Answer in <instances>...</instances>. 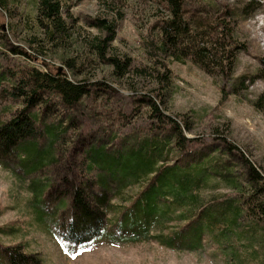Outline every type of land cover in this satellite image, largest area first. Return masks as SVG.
Masks as SVG:
<instances>
[{
  "label": "trees",
  "instance_id": "trees-1",
  "mask_svg": "<svg viewBox=\"0 0 264 264\" xmlns=\"http://www.w3.org/2000/svg\"><path fill=\"white\" fill-rule=\"evenodd\" d=\"M156 2L167 14L154 26L153 38L144 41L148 64L137 67L134 58L113 49L119 30L114 20L75 17L70 0H0V15L7 19L6 32L0 24V57L4 44L13 54L25 59L15 67L0 66V98L10 102L9 106H19L5 121L0 112V166L19 154H23L25 167L32 166L35 161H29L34 151L33 159L41 162L40 167L46 162L50 172L61 177L64 191L57 190L60 186L54 183L49 191H57L58 201L70 198V219L64 224L57 223L63 229V239L72 245L87 244L102 236L109 224L108 211H117V226L130 229L128 237L133 238L151 237L153 230L163 229L171 221L184 223L182 230L157 235L160 245L173 250L197 251L210 235L220 244L228 242L233 247L235 241L245 240L248 244L244 251L240 253L235 247L229 256L237 264H247L248 255L259 248L254 239L264 250V168H258L243 154L245 173L239 178L217 158L208 173L204 172L205 163L199 167L188 162L182 166L169 164L174 151L171 140H161L158 136L139 141L136 148L126 143L125 149L111 155L114 145L109 144L110 140L99 137L97 132H88L83 138L88 145L82 155L78 159L72 156L75 145L71 144L83 140L80 132L70 135L72 130L80 129L74 121L80 106L89 96L101 100L98 87L103 86L110 94L116 92L110 81H93L97 73L110 71V80L119 84L126 83L132 76L155 78L166 89L165 85L172 82L171 61L181 64L189 61L210 77L225 79V72H235L240 53L235 15L228 18L215 15L209 22L207 13L199 19L193 17L185 9L184 0ZM198 2L214 5L211 0ZM249 7L246 5L242 10ZM12 36L22 40L31 53L14 45ZM50 53L59 55L60 67L46 57ZM71 72L89 78L77 81ZM232 87L234 89L235 85ZM149 95L146 99L152 113H161L165 102L157 94ZM104 101L107 102H101ZM261 104L262 101H258L256 107L264 114ZM91 111L94 112L90 113L93 117L90 119L100 121L99 110L92 108ZM56 116V122L50 121ZM167 120L170 130L177 133L179 146L184 147L186 125L177 118ZM47 140L48 147L39 149L40 143ZM233 150L241 151L238 147ZM75 160L83 167L79 179L74 176ZM151 175L146 191L140 192L133 201L115 199L109 185L111 179L134 178L138 182L146 181ZM206 184H226L236 192V197L228 202L217 200L204 204L200 194L209 191ZM243 220L249 228L246 238L235 233L236 226ZM232 231L234 240L228 237V232ZM16 233L14 227H0V237L11 239ZM121 236L128 239L125 234ZM0 264H43V261L39 256L24 252L22 246L6 247L0 242Z\"/></svg>",
  "mask_w": 264,
  "mask_h": 264
},
{
  "label": "rangeland",
  "instance_id": "rangeland-1",
  "mask_svg": "<svg viewBox=\"0 0 264 264\" xmlns=\"http://www.w3.org/2000/svg\"><path fill=\"white\" fill-rule=\"evenodd\" d=\"M70 1L71 12L75 17L85 20L98 17L114 20L119 25V30L113 49L120 55L134 58V65L137 67L148 64L144 41L153 38L154 26L167 14L157 4L156 1L159 0ZM184 1L185 9L198 19L205 15L203 13H207L209 22L215 15L237 17L235 21L238 26L240 53L235 72H225V79L210 77L189 61L185 64L171 61L169 67L172 82L165 85L166 89L155 78L132 76L126 83L119 84L110 80V71L97 73L93 81H110L116 92L110 94L101 86L98 87L102 95L100 101L91 96L85 99L74 120L80 129L72 130L70 135L80 132V138L83 139L86 133L97 132L99 137L109 139V144L114 145L110 150L111 155L125 149L123 146L129 142L130 146L136 148L139 141L152 136H158L161 140L168 138L175 151L174 153L172 150L169 164L178 163L182 166L188 162L191 166L199 167L198 165L205 163L204 172L208 173L215 166L217 158L239 178L245 173L241 154L258 168H264V114L256 107L258 101H262L261 105L264 106V0H211L214 5L200 4L198 1L201 0ZM246 5L250 7L242 10ZM0 24L6 32L7 19L1 15ZM90 31L97 33L94 29ZM11 40L27 54L31 53L22 40L18 41L13 36ZM2 48L0 66L15 67L17 63L25 62L21 55L13 54L4 44ZM46 57L60 67L59 55L50 53ZM49 61L48 63H53ZM70 74L75 76L73 72ZM83 78L89 77L75 76L77 81H83ZM92 89L94 91L95 86ZM149 94H157L165 102L161 113H152L146 99ZM102 100L107 102H101ZM9 104L11 103L0 98L3 121L9 119L19 108ZM92 108L99 110L100 121L90 119L93 118L90 116L94 112H90ZM122 115L126 116L121 117ZM168 117L177 118L181 124L186 125V142L182 140V144L185 142L184 147L182 144L179 146L177 133L174 134L170 126H167ZM57 118L53 117L50 121L56 122ZM49 143L48 140L40 143L39 149L45 150ZM71 145H75L71 151L72 156L78 159L88 142L83 139ZM233 147H238L242 152L233 150ZM35 154L33 151L30 156L29 163L35 161L32 166H24L23 154L14 156L0 166V227H14L17 230L11 239L0 237V242L6 247L22 246L24 252L39 256L43 264H237L229 256L231 251L236 247L242 253L248 244L244 240L235 241V247L228 242L222 245L216 237L210 235L206 237L204 246L197 251L181 248L173 250L160 245L157 235L159 233L166 236L177 229L182 230L184 223L180 227L179 222L171 221L163 229L153 230L151 237L133 238L128 237L130 229L117 226V211H108L109 224L102 236L87 244L72 245L63 239V229L57 223L62 221L64 224L70 219V198L58 201L57 191L53 189L54 192L50 193L49 186L53 183L60 186L57 190L64 191L61 177L52 174L46 162L40 167L41 162H37V158L33 159ZM82 169L75 160V178H80ZM152 177L153 175L146 181L141 179L138 182L134 178L111 179L109 185L115 199L130 198L133 201L140 192L146 191ZM212 185H207L208 192L206 190L200 194L204 204L217 200L228 202L236 197V192L226 184ZM160 206L163 208L162 204ZM238 226L235 233L246 238L249 229L246 221L243 220ZM123 234L127 236V240L121 236ZM233 235V231L228 232L231 240L235 239ZM254 240L259 248L248 255L250 262L247 260V264H261L264 259V250L257 239Z\"/></svg>",
  "mask_w": 264,
  "mask_h": 264
}]
</instances>
